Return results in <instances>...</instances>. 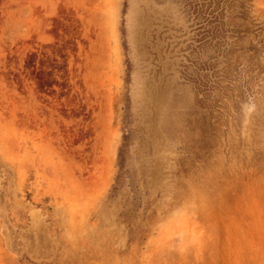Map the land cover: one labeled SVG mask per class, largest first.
Listing matches in <instances>:
<instances>
[{
    "label": "rangeland",
    "instance_id": "rangeland-1",
    "mask_svg": "<svg viewBox=\"0 0 264 264\" xmlns=\"http://www.w3.org/2000/svg\"><path fill=\"white\" fill-rule=\"evenodd\" d=\"M0 264H264V0H0Z\"/></svg>",
    "mask_w": 264,
    "mask_h": 264
}]
</instances>
